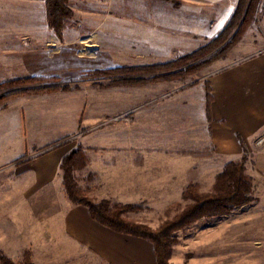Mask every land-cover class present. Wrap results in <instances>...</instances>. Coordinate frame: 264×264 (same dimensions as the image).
<instances>
[{
	"label": "rangeland",
	"instance_id": "1",
	"mask_svg": "<svg viewBox=\"0 0 264 264\" xmlns=\"http://www.w3.org/2000/svg\"><path fill=\"white\" fill-rule=\"evenodd\" d=\"M40 2L0 0V27H18L23 17H27L26 23H36L40 11L43 26L49 27L45 0ZM68 5L73 10L65 28L69 29L68 44L49 48L57 53L43 66L52 75L29 86H67L81 91L72 96L84 106L80 129L52 148L76 142L70 152L80 150L73 181L81 193L96 204L107 200L110 205H135L124 216L158 230L190 203L183 197L187 186L197 183L200 193L211 192L229 159L216 153L213 144L195 148L196 143L183 138L180 130L204 124L206 102L196 94L202 85L208 91L207 83L214 74L264 48V0L241 38L231 43L237 37V26L225 42L193 62L201 63L193 74L128 85L114 84V78L103 73L165 63L205 47L229 23L233 15L228 17L230 4L214 0H68ZM6 92L9 90L1 93ZM263 148L254 141L251 150L245 148L246 173L252 183L250 200L225 215L204 216L173 231L169 264H264V170L257 164V153ZM204 151L213 156L202 154ZM61 176L63 179L62 170ZM63 187L69 203L87 208L70 200ZM43 214L45 219L48 213ZM91 218L85 228L91 243L62 245L60 230L57 257L50 260L40 254L36 261V251L26 253L34 264H159L152 241L117 232ZM2 258L11 259L0 248V261ZM11 260L18 264L24 259Z\"/></svg>",
	"mask_w": 264,
	"mask_h": 264
},
{
	"label": "crops",
	"instance_id": "2",
	"mask_svg": "<svg viewBox=\"0 0 264 264\" xmlns=\"http://www.w3.org/2000/svg\"><path fill=\"white\" fill-rule=\"evenodd\" d=\"M214 1L230 4L228 17L237 5L235 0ZM39 15L36 23H26L27 17H23L18 27H0V83L52 75L44 72L43 64L57 53L50 47L62 42L67 46L69 29L59 37L43 26L41 11ZM209 80L211 103L205 85L196 93L206 102L204 124L197 129L185 127L180 133L196 143L195 148L213 144L216 153L229 158L228 163L243 155L245 148L251 150L253 141L256 143L264 133V48ZM80 92L55 90L23 95L0 106V248L13 260L24 259L28 250L36 251V261L40 254L50 260L57 257L60 230L62 245L92 241L85 232L92 221L90 212L69 203L61 176L62 159L76 142L52 148L80 129L84 106L72 99ZM24 155L27 158L18 162ZM257 164L264 170V148L257 153ZM43 213H48L45 219Z\"/></svg>",
	"mask_w": 264,
	"mask_h": 264
},
{
	"label": "trees",
	"instance_id": "3",
	"mask_svg": "<svg viewBox=\"0 0 264 264\" xmlns=\"http://www.w3.org/2000/svg\"><path fill=\"white\" fill-rule=\"evenodd\" d=\"M262 0H239L236 9L226 27L218 34V36L209 42L205 47L176 58L174 60L146 65L143 67H119L117 70L108 71L103 74H110L114 79V84H136L141 82L173 80L184 78L193 74L200 67L201 63H193L199 57H202L208 51H211L217 44L225 42L232 30L239 26L237 37L232 39L231 43L241 38L242 32L248 27L249 23L255 16L257 9ZM47 9V21L49 27L55 33L62 37L63 32L73 17V10L68 5V0H45ZM241 33V34H240ZM165 70V73L160 71ZM116 73V74H115ZM139 73H149V78L137 76ZM137 74V75H136ZM44 78L32 77L21 78L0 83V93L9 90V92L0 94V105L7 101L17 98L23 94L41 93L49 90H69L67 86H39L29 87L31 85L43 82ZM207 100L208 104L212 101L211 82L207 83ZM24 87L22 89H15ZM209 107V106H208ZM244 155L238 160H232L225 164L222 171L216 176L214 188L211 192L200 193L197 183H191L184 190L183 197L190 203L179 213L174 219L166 222L158 230H153L146 225H142L128 220L124 214L135 210V205L116 204L110 205L109 201L104 200L101 203H94L91 199L81 193V190L74 183L73 169L80 150H74L67 154L61 163L63 172V184L70 200L76 204L87 206L91 216L104 226H107L117 232L129 234L136 237H142L153 242L159 264H169L170 246L173 242L171 235L173 231L179 229L204 216H221L229 213L235 206L243 205L250 200L252 183L250 177L246 173L247 156ZM194 155L200 153L192 152ZM209 155V153H202ZM27 158V155L20 157V162ZM0 264H16L11 259L2 258ZM18 264H34L29 253H26L24 260Z\"/></svg>",
	"mask_w": 264,
	"mask_h": 264
},
{
	"label": "built area",
	"instance_id": "4",
	"mask_svg": "<svg viewBox=\"0 0 264 264\" xmlns=\"http://www.w3.org/2000/svg\"><path fill=\"white\" fill-rule=\"evenodd\" d=\"M256 145L263 146L264 145V133L258 137L256 140Z\"/></svg>",
	"mask_w": 264,
	"mask_h": 264
}]
</instances>
